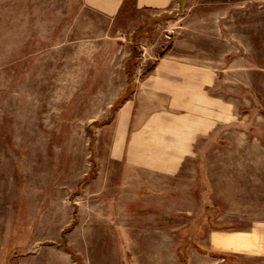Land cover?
Returning <instances> with one entry per match:
<instances>
[{
  "label": "rangeland",
  "instance_id": "1",
  "mask_svg": "<svg viewBox=\"0 0 264 264\" xmlns=\"http://www.w3.org/2000/svg\"><path fill=\"white\" fill-rule=\"evenodd\" d=\"M170 27L223 120L171 175L119 117ZM0 264H264V0H0Z\"/></svg>",
  "mask_w": 264,
  "mask_h": 264
},
{
  "label": "crops",
  "instance_id": "2",
  "mask_svg": "<svg viewBox=\"0 0 264 264\" xmlns=\"http://www.w3.org/2000/svg\"><path fill=\"white\" fill-rule=\"evenodd\" d=\"M128 0H85L91 8L115 16ZM154 15L170 12L177 0H130ZM148 74L125 99L119 117L132 123L134 163L163 174L177 173L194 155L197 139L213 133L221 122V100L212 93L214 60L182 50L185 42H165ZM154 47V46H153ZM184 48V49H186ZM193 54V55H192ZM223 121V120H222Z\"/></svg>",
  "mask_w": 264,
  "mask_h": 264
},
{
  "label": "built area",
  "instance_id": "3",
  "mask_svg": "<svg viewBox=\"0 0 264 264\" xmlns=\"http://www.w3.org/2000/svg\"><path fill=\"white\" fill-rule=\"evenodd\" d=\"M166 32H164V38L166 42H170L172 41L175 32H176V28L175 27H170L168 29L165 30ZM143 48V52L140 55V59H141V65L144 67L147 63V60L150 58L146 53H147V47L146 45H142Z\"/></svg>",
  "mask_w": 264,
  "mask_h": 264
}]
</instances>
